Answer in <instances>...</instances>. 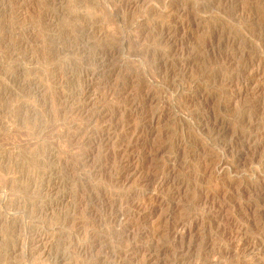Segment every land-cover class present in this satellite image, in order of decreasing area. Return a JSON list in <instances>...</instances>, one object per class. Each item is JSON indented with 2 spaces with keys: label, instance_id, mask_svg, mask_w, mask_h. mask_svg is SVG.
<instances>
[{
  "label": "rangeland",
  "instance_id": "374dc122",
  "mask_svg": "<svg viewBox=\"0 0 264 264\" xmlns=\"http://www.w3.org/2000/svg\"><path fill=\"white\" fill-rule=\"evenodd\" d=\"M0 264H264V0H0Z\"/></svg>",
  "mask_w": 264,
  "mask_h": 264
}]
</instances>
